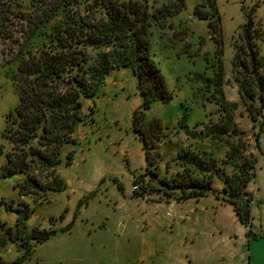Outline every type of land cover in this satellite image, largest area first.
Segmentation results:
<instances>
[{
    "label": "rangeland",
    "instance_id": "1",
    "mask_svg": "<svg viewBox=\"0 0 264 264\" xmlns=\"http://www.w3.org/2000/svg\"><path fill=\"white\" fill-rule=\"evenodd\" d=\"M141 1L151 12H167L148 36L168 97L146 110L149 140L135 122L144 101L138 79L131 68L115 67L96 95L82 100V119L64 153L73 158L59 166L64 188L48 194L28 188L21 194L24 173L0 177V264L20 259L18 264H249L250 240L260 254L264 250V237L255 238L264 235V130L260 122L254 125L240 92V79H248L253 65L264 80V0H215L221 29L214 20V31L212 0ZM250 18L253 51L244 29ZM5 47L0 42V171L7 161L1 152L6 118L19 103L8 62L12 52ZM220 61L224 80L215 86L211 80L217 79ZM258 93L264 99V89ZM220 115H232L255 154V177L248 187L255 196L250 235L232 204L214 192L184 202L155 201L157 192L140 194L141 177L160 185L159 177L177 170L176 154L200 144L194 131ZM254 131H259L257 146ZM201 142L216 158L224 156L226 147ZM25 224L45 237L32 238V248L7 233ZM236 251L237 262L221 255Z\"/></svg>",
    "mask_w": 264,
    "mask_h": 264
},
{
    "label": "trees",
    "instance_id": "2",
    "mask_svg": "<svg viewBox=\"0 0 264 264\" xmlns=\"http://www.w3.org/2000/svg\"><path fill=\"white\" fill-rule=\"evenodd\" d=\"M211 6L214 13L209 25L214 31V20L221 29L220 16L215 0ZM166 15L163 8L149 11L148 2L141 0H0V42L6 45L3 50L10 48L12 52L8 62L19 92V103L6 118L1 152H5L7 161L0 177L24 173L21 194L28 188L35 189V193L43 191L41 194L64 188L66 183L59 175V166L73 158L71 152L64 153L74 141L76 124L82 119V100L95 96L115 67L131 68L138 79L144 101L135 122L149 140L143 127L146 110L158 99L168 97L162 92L161 70L148 51V36L152 32L150 26ZM253 25L250 18L244 27L252 51L249 33ZM240 63L247 66L242 58ZM223 66L220 61L217 79L211 80L215 86L223 83ZM253 66L248 79H240V92L254 125L260 122L264 130V99L258 93L264 89V80ZM218 91L222 93L223 89ZM194 132L200 144L185 146L176 154L177 170L159 177L160 185L145 183V177H141L140 194L150 196L157 192L155 201L184 202L214 192L232 204L250 235L255 196L248 187L254 181L256 161L254 152L248 150L245 132L238 129L232 115H220L215 123ZM258 133L253 132L256 146ZM207 139L226 147L224 156L216 158L213 151L201 144ZM217 181L223 182L221 188L214 186ZM26 229L25 224L21 231L13 233L8 228L7 233L12 234L11 240H22L20 245L31 248L32 238H45L36 229L26 235L21 233ZM19 262L21 259L7 264Z\"/></svg>",
    "mask_w": 264,
    "mask_h": 264
},
{
    "label": "crops",
    "instance_id": "3",
    "mask_svg": "<svg viewBox=\"0 0 264 264\" xmlns=\"http://www.w3.org/2000/svg\"><path fill=\"white\" fill-rule=\"evenodd\" d=\"M253 241L250 240L249 242V246H251V250H250V254H249V264H264V250L262 251V253L260 254L261 250L260 251H256V247H253ZM223 259L226 260V259H231V257H234V260L235 262L238 261V256H237V251L234 252V253H229V254H221Z\"/></svg>",
    "mask_w": 264,
    "mask_h": 264
}]
</instances>
